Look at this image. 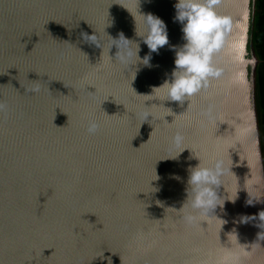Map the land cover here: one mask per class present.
I'll return each instance as SVG.
<instances>
[{"label": "water", "instance_id": "1", "mask_svg": "<svg viewBox=\"0 0 264 264\" xmlns=\"http://www.w3.org/2000/svg\"><path fill=\"white\" fill-rule=\"evenodd\" d=\"M177 2L0 0V264H264L252 64L246 85L232 80L234 66L221 55L223 74L183 104L164 89L146 96L170 77L172 46L184 43ZM254 5L217 6L237 19L247 11L246 59ZM148 13L166 22L169 44L152 53L151 67L138 62L129 74L113 39L123 33L144 57ZM198 157L223 159L230 171L214 216L192 225L183 218L190 209H181Z\"/></svg>", "mask_w": 264, "mask_h": 264}, {"label": "clouds", "instance_id": "2", "mask_svg": "<svg viewBox=\"0 0 264 264\" xmlns=\"http://www.w3.org/2000/svg\"><path fill=\"white\" fill-rule=\"evenodd\" d=\"M219 2L220 0H178L174 5V19L182 26L184 43L172 46L175 51V67L170 77L162 85L153 88V95L146 96H155L158 90L164 89L167 100L183 104L207 87L211 79L219 78L223 74L224 68L217 63V58L221 55H226L228 63L234 66L232 80L241 85L248 83L247 65L255 64L254 58L246 59L248 13L243 12L239 19L230 14H220L217 11ZM142 16L145 31L140 36L150 50L144 57L139 56V43L131 42L123 33L119 39H113V45L119 49L116 59L125 66L129 74L136 75L133 66L138 62L151 67L152 53H158L160 48L169 44L166 22L152 13ZM84 38L96 43L98 39L96 35L87 34H84ZM4 108L5 105L0 103V110ZM142 115L145 120L149 116L153 117L150 112ZM99 127V122L92 120L89 122L88 131L94 134ZM183 140V133L177 131L173 137L176 150L183 146ZM228 171L230 169L223 159L205 163L199 158L197 165L189 166L187 199L181 209H190L183 217L187 223L195 225L204 217L214 216L211 213L221 206L220 202L224 199L219 195L218 189L223 185V177ZM172 175L179 178L176 174Z\"/></svg>", "mask_w": 264, "mask_h": 264}, {"label": "trees", "instance_id": "3", "mask_svg": "<svg viewBox=\"0 0 264 264\" xmlns=\"http://www.w3.org/2000/svg\"><path fill=\"white\" fill-rule=\"evenodd\" d=\"M255 16L250 31L259 65L256 70V96L260 113L261 136L264 150V0H255Z\"/></svg>", "mask_w": 264, "mask_h": 264}, {"label": "rangeland", "instance_id": "4", "mask_svg": "<svg viewBox=\"0 0 264 264\" xmlns=\"http://www.w3.org/2000/svg\"><path fill=\"white\" fill-rule=\"evenodd\" d=\"M254 52V49H253V46H252V58L251 59H255V64L253 65L252 64V69H253V75L254 77L256 76V70L258 68V65H259V59L257 58L256 54L253 53ZM259 107V106H258Z\"/></svg>", "mask_w": 264, "mask_h": 264}]
</instances>
